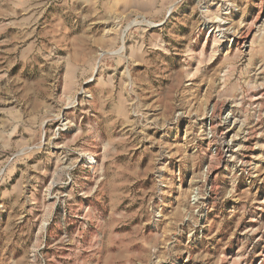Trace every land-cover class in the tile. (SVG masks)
<instances>
[{
    "label": "rangeland",
    "instance_id": "1",
    "mask_svg": "<svg viewBox=\"0 0 264 264\" xmlns=\"http://www.w3.org/2000/svg\"><path fill=\"white\" fill-rule=\"evenodd\" d=\"M0 264H264V0H0Z\"/></svg>",
    "mask_w": 264,
    "mask_h": 264
},
{
    "label": "bare ground",
    "instance_id": "2",
    "mask_svg": "<svg viewBox=\"0 0 264 264\" xmlns=\"http://www.w3.org/2000/svg\"><path fill=\"white\" fill-rule=\"evenodd\" d=\"M247 36V35H246ZM244 37V36H243Z\"/></svg>",
    "mask_w": 264,
    "mask_h": 264
}]
</instances>
